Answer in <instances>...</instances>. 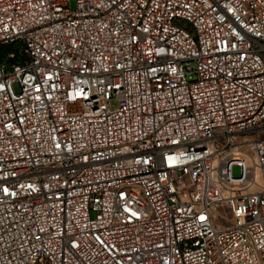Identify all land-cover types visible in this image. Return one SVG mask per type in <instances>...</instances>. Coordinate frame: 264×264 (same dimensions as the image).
Segmentation results:
<instances>
[{"label":"built area","instance_id":"1","mask_svg":"<svg viewBox=\"0 0 264 264\" xmlns=\"http://www.w3.org/2000/svg\"><path fill=\"white\" fill-rule=\"evenodd\" d=\"M72 1L0 0V264H264V0Z\"/></svg>","mask_w":264,"mask_h":264},{"label":"rangeland","instance_id":"2","mask_svg":"<svg viewBox=\"0 0 264 264\" xmlns=\"http://www.w3.org/2000/svg\"><path fill=\"white\" fill-rule=\"evenodd\" d=\"M71 7L73 9L75 8V1L74 0L71 2ZM232 170H233V174L237 176L241 172V167L239 165H235V166H233Z\"/></svg>","mask_w":264,"mask_h":264}]
</instances>
